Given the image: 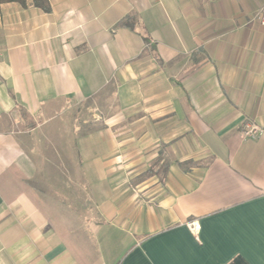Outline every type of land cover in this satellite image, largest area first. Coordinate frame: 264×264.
Listing matches in <instances>:
<instances>
[{
    "label": "crops",
    "instance_id": "1",
    "mask_svg": "<svg viewBox=\"0 0 264 264\" xmlns=\"http://www.w3.org/2000/svg\"><path fill=\"white\" fill-rule=\"evenodd\" d=\"M263 6L3 4L0 264H264Z\"/></svg>",
    "mask_w": 264,
    "mask_h": 264
},
{
    "label": "rangeland",
    "instance_id": "2",
    "mask_svg": "<svg viewBox=\"0 0 264 264\" xmlns=\"http://www.w3.org/2000/svg\"><path fill=\"white\" fill-rule=\"evenodd\" d=\"M69 114H65L63 117H65L67 120H70L74 123L76 121L75 125L79 126L80 122L84 119H88L89 122L93 120V118L98 115L101 117V114L99 111H101L100 102L96 101L95 99L93 101L84 103V104H77V105H70L68 107ZM98 109V111H97ZM21 120L23 122V125L26 129L28 127L35 125L34 121L30 118L28 115H23L20 113ZM71 124V129H74V124ZM89 126V125H88ZM92 127V124L90 125ZM94 126V125H93Z\"/></svg>",
    "mask_w": 264,
    "mask_h": 264
},
{
    "label": "built area",
    "instance_id": "3",
    "mask_svg": "<svg viewBox=\"0 0 264 264\" xmlns=\"http://www.w3.org/2000/svg\"><path fill=\"white\" fill-rule=\"evenodd\" d=\"M258 22L264 26V6L261 9L258 17H257ZM263 131L255 126L254 124H247L245 125L244 131H243V137L246 139H257L260 136H262ZM190 231L194 236H198L200 232V225L197 221L190 222L188 224Z\"/></svg>",
    "mask_w": 264,
    "mask_h": 264
},
{
    "label": "trees",
    "instance_id": "4",
    "mask_svg": "<svg viewBox=\"0 0 264 264\" xmlns=\"http://www.w3.org/2000/svg\"><path fill=\"white\" fill-rule=\"evenodd\" d=\"M7 3H18L23 7H27L28 5H31L46 13H49L51 11V0H0V8L3 4H7ZM122 25L127 26L128 24L122 23ZM19 112L23 115L28 116V113L24 109L20 108ZM232 264H246V262L241 258H238Z\"/></svg>",
    "mask_w": 264,
    "mask_h": 264
}]
</instances>
